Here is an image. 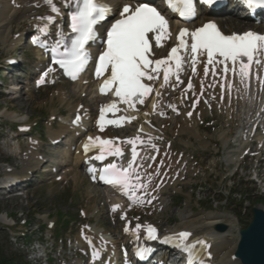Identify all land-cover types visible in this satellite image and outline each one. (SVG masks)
Instances as JSON below:
<instances>
[{"label":"rangeland","instance_id":"374dc122","mask_svg":"<svg viewBox=\"0 0 264 264\" xmlns=\"http://www.w3.org/2000/svg\"><path fill=\"white\" fill-rule=\"evenodd\" d=\"M222 16L214 14L212 17ZM14 22L10 24L14 33L19 30V33H22L27 29L24 28L26 23L18 24L19 19ZM220 25L227 31L231 29L224 22ZM240 30L242 28L235 29ZM1 36L0 70L3 72L1 76H6L9 72L4 69H11L10 66H5L6 60L14 57L20 60L14 73L18 71L28 79L27 73L31 72L34 64L38 62L37 53L25 48L21 38L5 44ZM22 46L21 50L16 49ZM8 76H11V73ZM25 82L26 84L22 86L26 89L15 95H6L0 90V187L5 173L8 176H22L21 171L25 165L20 153H24L29 144L25 143L22 135L17 136L10 130L15 125L33 126V138L40 141V148L50 153L51 159L48 165L41 164L33 170L32 181L28 186L23 184L22 187L0 195V254L16 264H34L27 256L35 247L30 249L28 243L39 241L42 247L38 248L35 256L47 254L52 261L51 264H63L62 258H71L74 254L69 249L62 251V243L68 238L76 239V227L83 221L79 217L80 210L86 213L85 221L92 223L97 230L104 229L109 232L111 237L119 234V226L106 217L105 201L108 200L103 196L107 193L90 185L83 175L82 168L75 165L77 155L71 153L67 146L55 150L47 149L49 140L58 134V127L62 125L60 122L68 124L71 111L82 102L86 93L81 95L77 93V98H74V85L59 84L57 87L36 91L32 89V80ZM246 110L248 111V108L243 103L237 102L233 118L229 111H227L229 117L226 112H210L206 119L207 125L197 126L196 129L195 125L192 126L193 133L191 131L190 134L186 131L180 135L175 132L181 130L179 127L169 126L172 147L185 154L194 170L192 172L188 170L183 180L177 181L173 189L162 192V199L166 202L163 210L155 209L154 212L148 210L140 217L134 216L140 222L155 223L161 230L184 228L182 230H191L195 237H212L220 245L224 247L226 245L225 250L222 248L219 259H216L220 264L229 261V256L225 254L227 250L233 255L238 232L248 220L249 209L254 205L264 208V185L260 181L257 183L251 181L254 178L252 171L256 163L241 161L244 148L239 143V136L244 127L242 125ZM42 127L44 129L41 131ZM63 136L66 139H62V142L68 144L71 137L68 134ZM233 154L239 156L238 162H235L236 157ZM38 155L43 156V153ZM52 162L66 166L59 168L55 175H45L44 170H50ZM6 169L15 171L7 173ZM69 169L73 170L71 171L73 174H77L76 182L74 179V183L71 181V176L69 184L65 178L55 182L54 176L62 177L64 171ZM263 170L264 168L260 170L261 178L264 177ZM230 187L232 193L229 192ZM239 192L244 195L243 198H240ZM5 214L11 216L12 221L5 220ZM221 216H226L227 219L219 218ZM214 217L220 219V224L228 226L227 232L220 234L215 231V225H211ZM55 219L58 222L52 232L45 230V224L49 221L54 222ZM23 220L28 221V224L23 225ZM62 221L66 226L60 227L57 233L58 223L62 224ZM22 233L26 238H19ZM71 261L77 259L71 258L67 260V264Z\"/></svg>","mask_w":264,"mask_h":264},{"label":"snow or ice","instance_id":"6c2138e0","mask_svg":"<svg viewBox=\"0 0 264 264\" xmlns=\"http://www.w3.org/2000/svg\"><path fill=\"white\" fill-rule=\"evenodd\" d=\"M199 2L212 6L218 0H199ZM239 2L250 10L264 9V0H239ZM44 3L49 6L53 14H59V8L54 0H44ZM165 3L170 11L178 13L182 19L187 20L196 15L197 9L194 0H165ZM73 5L74 11L70 15L69 27L71 32L75 34L74 38H70V46L63 45L64 51L62 52L58 51L61 45L59 40H57L56 47H53L51 51L53 53V63L58 64L71 79H76L84 71L89 61V54L85 46L89 42L95 41L97 38L96 26L107 18L111 13V9L107 5L100 3L99 0H66V6L72 8ZM120 17L107 31L106 49L98 58L95 75L99 78L105 72L110 71V75L101 86V93L104 94L106 90H114V95L119 99L120 103L134 109L137 103H143L147 94L153 91L143 81L156 79L151 73H159L161 70L160 66L166 63L164 60L152 61L148 58V54L150 53L151 40L154 39L156 46H160L162 38L168 32L169 21L155 6H150L143 2L138 3L136 7L125 4L120 12ZM38 19L46 22L39 31L42 34H47L49 26L55 23L54 16L38 17ZM189 35L191 39L189 50L192 54L193 73H195L197 54H206L205 76L209 72L207 65H213L212 74L213 76L216 75V64H223L225 73L231 70L236 75L235 65L239 62L240 69L238 74L241 83H243L248 76L249 66L253 62L260 64L261 60L259 57L264 55V35L252 31L226 36L218 30L216 25L208 23L190 34L186 29L181 30L178 37L180 48H187L183 38ZM33 42L35 43L36 41ZM177 53L178 48L173 47L169 59L174 58L175 71L178 74L182 69V58ZM229 61L232 63L231 69L228 67ZM152 64H155L156 67H150ZM168 80L169 69L164 68V81L167 82ZM177 81L179 82L178 75ZM41 82H43V77H41V81L38 84ZM191 86V83H189L188 87L191 88ZM221 87L223 88V86ZM116 107V103L101 107L98 120L101 131H103L104 127L101 121L105 119V112L114 111ZM188 115L191 116L192 113L190 112ZM80 118L78 114L73 123H78ZM131 119H135V117H131ZM107 123L115 124L119 122L109 120ZM138 140L139 137L125 141L132 145L133 156L127 168H119L116 164L109 163L100 170V179L113 187L123 189L130 200L135 198L137 189L146 187L140 182L138 174L136 182L131 180L133 163L138 155L136 150ZM89 141L94 144L93 138L89 137ZM96 141H99L100 155L95 157V159L103 161L106 155H122L121 150L115 146L113 141L101 140L99 137L96 138ZM84 148L87 153L90 144H85ZM137 227L139 228V226ZM147 232L150 238L155 239L153 235L155 229L148 228ZM189 235V233H179L177 239L184 240ZM89 243L91 242L89 241ZM204 243V241H198L200 245ZM194 247L181 248L182 251L189 255L188 264H199L193 258Z\"/></svg>","mask_w":264,"mask_h":264},{"label":"bare ground","instance_id":"6f19581e","mask_svg":"<svg viewBox=\"0 0 264 264\" xmlns=\"http://www.w3.org/2000/svg\"><path fill=\"white\" fill-rule=\"evenodd\" d=\"M103 1L108 2L113 7H115L117 5V3L119 2V0H103ZM54 2H55L56 5H61L62 4V0H54ZM9 4H10V0H0V5H1V7H0V36L3 35V37L1 36L3 43L8 42L7 40L9 39L10 34L13 33V30H11V25H10L12 23L11 22L12 20H18L19 19L20 21L27 20V21H32V22L34 20H36V22H37L39 20L38 17H45V16L50 15L49 6L44 3V0H16L15 1L16 7H14V8L11 7ZM37 5H39V6L37 7ZM227 11L229 12L230 9L228 8ZM230 13H231V17L228 19L230 22H228L227 24H230V27L231 26L241 27L243 25V23H242V21L239 20V18L241 17L242 14L238 13L237 9H232L230 11ZM207 20H215L217 23H220L222 21V20L220 21V19H214V18H210V19H207ZM207 20H205V21H207ZM197 25H199V23H197ZM41 62H42V60H41ZM39 79H41V78H39ZM87 79L88 78H83V79H81V81H79L78 83L74 84L73 87L75 88V91H73V97L77 98V93L81 94V93L87 91L88 99L85 101V108H86V111L91 113L93 103L98 104L103 99L97 97L95 95V91L94 90H90L89 91L88 88H91L93 86V81H91V80L89 81L88 80V83H90L88 88H86L83 85H81V82L82 81H87ZM66 84H68V83H66ZM208 84L209 85H207V87H210L209 88V97H213V98L216 97L217 98V104L213 103L214 106H212V108L221 109L223 105H220L218 103V90L214 87V85L210 81V79H208ZM202 85H204V84H202ZM207 90H208V88H207ZM159 91L161 93V99L159 100L158 111L160 112V114H163V116L165 118H164V120H159L158 117L157 118H153L152 116L148 115L147 119L152 121L153 123H155V125H154L155 126L154 127L155 132H152V131L148 130V133L151 134V135L155 134L157 138L160 137L161 135H168V133H169V128L168 127L172 126V125H174L175 127H179L181 129L180 131H175L176 129L174 130L175 132H177L180 135L184 134V132H186V131H188L189 134H190L191 131L193 133L192 126L195 125V119L197 118L198 115L199 116H201V115L204 116V110L201 108L200 111H198L196 114H193L194 112H192L189 109L188 113H190V112L192 113V116L189 119L186 118V117L184 118L182 116H181V118H179L180 115L176 114L174 112V109H177V107L180 104L183 103V100H181V96H180V93L182 92V88H180L178 86H175L174 82L171 81L165 89L161 90V88H160ZM75 110H76V108L73 109L72 115H74ZM226 113H227V111H226ZM185 115L186 114H184L183 116H185ZM88 116H89V114H88ZM174 119H177V120L174 121ZM157 121H158V124H156ZM164 125H165V127H164ZM81 129H82L81 127H79L78 129H74L71 126H60V131L61 132L70 131L75 136L78 135V133H80ZM56 136L57 137H54L51 140L54 141V140L58 139L60 135H56ZM258 143H260L264 147V140L262 138L258 139ZM24 159H25V162H26V167H24L22 169V176L21 177L27 179L28 171L33 170L34 168H36L38 166L39 162L37 161V159H35L33 156H31L30 152H26V154L24 155ZM176 162L177 161H175V163L171 166V168L175 170V173H174L173 177L179 178V174L182 173L183 170L184 171L187 170L190 167V165H188L189 164L188 162L182 163L180 165L177 163V165H176ZM165 163H166V165H171L172 164V163L167 162L166 158H165ZM75 165L77 167H82L80 156L77 157V161L75 162ZM71 171H73V170H67L64 173L63 178L68 180L69 177L71 176V178L74 179V181L76 182L78 176H77L76 173L73 174V172H71ZM157 174H159V173H156L154 171L151 172V176L152 177H156ZM160 174H161V177H163V173H160ZM158 193H159V190H156V194H158ZM113 196H112V199L114 201L113 203H119V205H120L121 204L120 200L115 198V194H113ZM17 199H13V200L15 201ZM105 199H110V198L109 197H105ZM113 203H111V204H113ZM121 205H122V207H125L123 204H121ZM157 206L161 207L162 209H164L165 201L157 202ZM219 218H222L223 220L227 219L225 216H222V217H219ZM219 223H220V219H217L216 217H214L213 218V222L211 223V225H215V224H219ZM119 238H121V237L119 236ZM209 239L211 240V242H209V241H207V242H208V244L212 243V245H213V246H211V250L210 251H211V253L213 255V259H214V254L215 255L220 254L222 252V248H224V250L226 249V245L224 247V246L220 245V243H216V241L213 238L210 237ZM113 244H115V243L113 242ZM104 251L105 250H103V252ZM107 251H108V253H110L111 250L109 249V247H107ZM231 254L232 253H230V251L227 250L226 255H228L230 257ZM111 257L112 256H110V258ZM228 264H234V263H230V260H229Z\"/></svg>","mask_w":264,"mask_h":264},{"label":"water","instance_id":"95a60500","mask_svg":"<svg viewBox=\"0 0 264 264\" xmlns=\"http://www.w3.org/2000/svg\"><path fill=\"white\" fill-rule=\"evenodd\" d=\"M251 222L247 228L240 231V241L234 256L241 264H264V212L253 209ZM217 231L223 232L225 226H217Z\"/></svg>","mask_w":264,"mask_h":264},{"label":"trees","instance_id":"16d2710c","mask_svg":"<svg viewBox=\"0 0 264 264\" xmlns=\"http://www.w3.org/2000/svg\"><path fill=\"white\" fill-rule=\"evenodd\" d=\"M0 264H16V263L8 261L0 254Z\"/></svg>","mask_w":264,"mask_h":264}]
</instances>
